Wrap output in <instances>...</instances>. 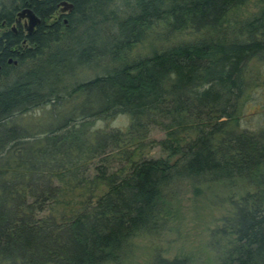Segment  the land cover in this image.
I'll list each match as a JSON object with an SVG mask.
<instances>
[{
    "label": "trees",
    "instance_id": "trees-1",
    "mask_svg": "<svg viewBox=\"0 0 264 264\" xmlns=\"http://www.w3.org/2000/svg\"><path fill=\"white\" fill-rule=\"evenodd\" d=\"M247 2L0 0V264H122L135 238L174 219L178 179L241 183L219 264H264V127L240 126L247 92L264 85V0L229 19ZM24 8L40 18L29 34ZM186 29L201 36L128 56ZM117 115L125 132L93 125ZM155 128L165 156L137 157Z\"/></svg>",
    "mask_w": 264,
    "mask_h": 264
},
{
    "label": "rangeland",
    "instance_id": "rangeland-1",
    "mask_svg": "<svg viewBox=\"0 0 264 264\" xmlns=\"http://www.w3.org/2000/svg\"><path fill=\"white\" fill-rule=\"evenodd\" d=\"M261 0H248V2L231 13L229 19L243 20L251 17L261 6ZM25 22L22 18L21 24ZM164 31V30H163ZM161 31L160 33H163ZM157 32L143 43L133 46L129 51L130 58L145 55L150 49L168 46L175 42L192 40L201 36L193 30L186 29L178 33L165 36ZM262 61L253 60L248 69L253 74L261 68ZM82 79L87 80L94 74L90 69H84ZM246 95L241 107L240 126L248 129L264 127V85L253 87ZM38 112H32V120H36ZM130 119L126 115H117L113 118L94 121L93 125L106 131L120 130L125 132ZM93 127V126H92ZM94 128V127H93ZM164 137V133L155 128L144 140L137 150V157L165 156L158 141ZM125 146L121 149H130ZM114 155L111 158L112 169L122 167L125 159ZM196 185L199 187L195 190ZM194 185L189 180L178 179L172 185L175 206L174 219L157 236H140L134 239L135 248L122 264H153L155 257L186 258L189 264H219L222 250L228 244V239L223 236L222 218L229 214L231 204L229 196H240L241 183H233L227 186L225 183L212 182ZM235 193V194H234ZM234 198V197H233Z\"/></svg>",
    "mask_w": 264,
    "mask_h": 264
},
{
    "label": "water",
    "instance_id": "water-1",
    "mask_svg": "<svg viewBox=\"0 0 264 264\" xmlns=\"http://www.w3.org/2000/svg\"><path fill=\"white\" fill-rule=\"evenodd\" d=\"M60 5H61L60 10L63 12L70 11L72 9V4L67 3L65 1H62ZM17 18L19 20L22 18L25 19L24 29L27 32V34L31 33L40 22V18L30 8L22 9L17 14Z\"/></svg>",
    "mask_w": 264,
    "mask_h": 264
},
{
    "label": "flooded vegetation",
    "instance_id": "flooded-vegetation-1",
    "mask_svg": "<svg viewBox=\"0 0 264 264\" xmlns=\"http://www.w3.org/2000/svg\"><path fill=\"white\" fill-rule=\"evenodd\" d=\"M21 20H22V19L19 20V19L17 18V22H18V23H21ZM16 25H17V24L15 23L14 26L12 27L14 31H15V28H14V27H16ZM22 25L24 26V23H22ZM23 29H24V27H23ZM9 62H10V61H9Z\"/></svg>",
    "mask_w": 264,
    "mask_h": 264
}]
</instances>
